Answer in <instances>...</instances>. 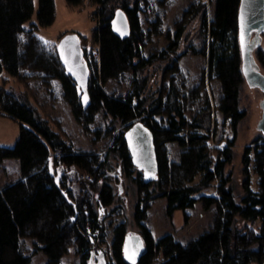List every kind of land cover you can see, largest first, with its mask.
Here are the masks:
<instances>
[{"label": "trees", "instance_id": "1", "mask_svg": "<svg viewBox=\"0 0 264 264\" xmlns=\"http://www.w3.org/2000/svg\"><path fill=\"white\" fill-rule=\"evenodd\" d=\"M35 1L0 0V73L5 71L11 83L25 89L26 80L31 78L47 90L58 81L60 97L84 132H89L97 114L109 119L107 128L95 131L97 137L109 138V142L103 156L96 151L75 150L59 123L29 102L31 94L23 91L22 98L0 88V115L19 123L13 146H0V161L16 159L20 168L19 178L0 189V264H31L37 252L46 257L45 264H61L70 250L78 257V264H91L95 249L101 250L105 244V220L112 216L102 219L98 206L111 207L115 201L114 186L108 181L100 184L113 154L136 189L133 219L146 243V252L137 264H152L156 256L159 264L264 262V142L256 141L244 149L246 177L238 200L225 171L232 158L235 133L223 149L210 147L206 79L219 85L217 110L223 122L235 131L244 117L239 109L244 81L237 27L240 0H216L212 19L207 17L206 0H195L166 30L164 15L150 10L147 0H131V6H117L129 20L130 32L124 39L111 29V0H66L70 5L89 6V13L98 17L90 39L93 47L88 52L83 48L89 70L85 106L56 45L48 49L36 35L39 28L53 23L54 0H37V25L29 23ZM139 14L144 16L146 31ZM151 37L163 38L166 43L145 56ZM187 55L206 60V68L191 88L178 64ZM125 74L130 76L127 92L107 91L109 84L120 82ZM137 121L146 125L154 138L158 175L151 183L132 166L123 138ZM168 144L180 148L175 160H170ZM250 170L258 177L255 190L251 189ZM213 187L215 195L201 194ZM158 199L166 201L168 218L197 203L205 211L214 207L212 222L185 245L170 234L155 240L143 222ZM236 218L258 225L238 230ZM126 233L125 222L113 230L110 250L116 264H126L121 253ZM22 240L31 244L30 254L23 251Z\"/></svg>", "mask_w": 264, "mask_h": 264}, {"label": "rangeland", "instance_id": "2", "mask_svg": "<svg viewBox=\"0 0 264 264\" xmlns=\"http://www.w3.org/2000/svg\"><path fill=\"white\" fill-rule=\"evenodd\" d=\"M150 10L155 14L164 15V27L171 28L176 18L180 16L188 4L195 0H147ZM162 1V5L160 4ZM216 0H206L207 17L212 19L214 15ZM121 4L131 6V0H111L109 7L112 6V15ZM55 18L51 25L45 28H39L36 35L40 38L48 49H52L54 44L57 45L59 39L66 34H75L81 38V47L87 52L93 47L91 44L92 29L95 27L98 17L94 13H89V6L80 7V5H70L66 0H54ZM111 8V7H110ZM37 11L38 2L35 1L34 13L29 23L37 25ZM139 21L142 24L144 31L148 30L145 23L144 16L139 14ZM196 27L193 25L192 29ZM194 42H197L194 40ZM163 38L156 39L151 37L149 44L145 50V56L150 54L154 48H163L165 46ZM95 50V49H94ZM93 50V51H94ZM254 59L264 73V37L261 45L255 49ZM94 57L96 53L94 51ZM179 68L182 76L188 81L189 88L194 86L201 71L206 68V60L197 56H184L179 62ZM26 89L21 85L10 82L9 75L2 71L0 73V88L6 91H14L20 97L24 98L23 91L32 95L29 99L33 106H36L41 114L47 116L49 119L55 120L59 123L64 131L65 139L69 142L75 150H91L96 151L101 156L104 155L105 145L109 142V138L97 137L95 131L97 129H105L108 127L109 119L104 117L102 113L95 116L94 122L90 125L89 132H84L83 129L75 122L71 110L68 105L60 97V83L54 80L51 87L47 90L41 87V82L31 78L26 80ZM130 76L125 74L120 82L109 84L106 88L109 92L125 93L129 89ZM206 91L210 99L209 113V135L211 136L210 147L212 149H223L227 143L232 140L235 133V140L232 146V158L230 163L226 166V175L229 176L230 181L228 186L231 187L236 199L242 195V182L246 175L244 173V165L242 157L244 149L247 146H253L254 142H264V137L255 128L257 120L260 118V109L258 102L262 97V92L257 88H249L245 81H243L239 92V109L244 113L243 119L237 124L235 131L228 122H223L222 114L217 110V101L220 95V88L216 82L206 79ZM158 122L159 117L155 118ZM211 127L213 128L211 131ZM19 123L7 117L0 115V146L12 147L18 137ZM167 148L170 153V160H175L180 148L176 144H168ZM214 157L215 154L213 153ZM50 170L53 172L52 163L50 162ZM19 162L16 159L8 158L0 161V189L4 184L13 182L19 178ZM251 189H256V182L258 177L250 170ZM107 179V180H106ZM108 181L114 186L115 201L111 207L98 206V213L102 219L107 215L109 219L105 220L106 237L105 244L101 248L104 253L106 264H116L110 250V243L113 237L114 228L120 224L126 223L127 232L140 233L138 226L133 219V206L135 204L136 189L132 181L126 178L122 172L120 160L114 154L109 156L104 168V180L100 184ZM216 185V184H215ZM215 187L203 190V195H215ZM166 201L164 199L155 200L148 213L147 221L143 222L146 225L156 240L159 237L170 234L174 239L182 245L187 244L190 240L197 238L212 222L214 207L205 211L202 209L200 203L195 204L191 209L184 212H176L172 218H168L165 213ZM113 209V212L111 210ZM111 225V226H110ZM235 225L238 230L244 227L256 228V223H249L236 218ZM22 249L26 254H30L32 246L29 242L21 241ZM97 250V248L95 249ZM46 257L37 252L31 264H45ZM61 264H78V257L70 250V254L63 257ZM256 263V262H255ZM91 264H98L97 258L92 259ZM152 264H159V257L153 260Z\"/></svg>", "mask_w": 264, "mask_h": 264}, {"label": "water", "instance_id": "3", "mask_svg": "<svg viewBox=\"0 0 264 264\" xmlns=\"http://www.w3.org/2000/svg\"><path fill=\"white\" fill-rule=\"evenodd\" d=\"M110 25L117 37L124 39L129 35V20L123 9L117 8L114 11ZM237 27L243 79L249 88H257L262 92L258 102L261 113L255 128L264 137V74L259 70L253 55L264 37V0H240ZM56 48L66 72L78 90L81 104L85 106L88 102L89 70L83 60L84 51L80 39L75 34H66L59 39ZM123 138L132 166L142 173L146 183L156 181L158 161L152 131L137 121L126 129ZM121 252L126 264H137L146 252L144 237L140 233L127 232L123 238ZM101 257L102 264H106L103 253Z\"/></svg>", "mask_w": 264, "mask_h": 264}, {"label": "flooded vegetation", "instance_id": "4", "mask_svg": "<svg viewBox=\"0 0 264 264\" xmlns=\"http://www.w3.org/2000/svg\"><path fill=\"white\" fill-rule=\"evenodd\" d=\"M83 60L85 61V54H83ZM86 62V61H85ZM259 70H260V67H259ZM261 71V70H260ZM264 74V73H263ZM99 249H97V250H95L94 251V255H93V257L94 258H97V262H98V264H102V262H101V259H102V257H101V255H102V253H101V251H98Z\"/></svg>", "mask_w": 264, "mask_h": 264}, {"label": "built area", "instance_id": "5", "mask_svg": "<svg viewBox=\"0 0 264 264\" xmlns=\"http://www.w3.org/2000/svg\"><path fill=\"white\" fill-rule=\"evenodd\" d=\"M213 128L211 127L210 131L212 130Z\"/></svg>", "mask_w": 264, "mask_h": 264}, {"label": "bare ground", "instance_id": "6", "mask_svg": "<svg viewBox=\"0 0 264 264\" xmlns=\"http://www.w3.org/2000/svg\"><path fill=\"white\" fill-rule=\"evenodd\" d=\"M122 253V252H121Z\"/></svg>", "mask_w": 264, "mask_h": 264}]
</instances>
